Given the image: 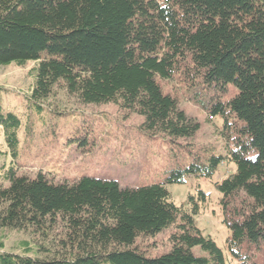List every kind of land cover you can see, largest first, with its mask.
I'll list each match as a JSON object with an SVG mask.
<instances>
[{
  "label": "trees",
  "instance_id": "obj_1",
  "mask_svg": "<svg viewBox=\"0 0 264 264\" xmlns=\"http://www.w3.org/2000/svg\"><path fill=\"white\" fill-rule=\"evenodd\" d=\"M29 62L32 101L63 90L80 104L114 103L142 116L144 131L173 140L200 126L161 81L200 80L217 94L206 108L223 117L226 153L138 188L86 175L56 182L42 170L31 177L3 166L0 227L29 231L34 246L8 252L0 239V264H227L195 221L207 194L178 206L166 187L190 175L211 179L224 161L236 165L215 183L231 232L226 247L240 264H255L242 246L264 243V0H0V65ZM230 85L238 91L222 101ZM0 127L17 161L21 120L1 104ZM171 225L169 252L149 256L136 243Z\"/></svg>",
  "mask_w": 264,
  "mask_h": 264
},
{
  "label": "rangeland",
  "instance_id": "obj_2",
  "mask_svg": "<svg viewBox=\"0 0 264 264\" xmlns=\"http://www.w3.org/2000/svg\"><path fill=\"white\" fill-rule=\"evenodd\" d=\"M33 66V62L22 67L15 63L0 65V104L5 112H12L21 120L17 161H13L0 127V170L3 166L18 165L20 175L35 177L42 170L56 182H71L86 175L117 181L122 188H138L164 182L173 168L197 157L206 160L211 155L226 153L227 142L221 133L223 117L213 118L206 108L217 94L200 80L191 83L178 74L172 80L161 81L164 91L177 98L186 115L200 126L194 137L173 140L144 131L142 116L120 110L114 103L80 104L63 90L44 102L32 101ZM237 91L230 85L221 100H228ZM235 171V164L224 161L211 179L190 175L183 184L166 185L178 206H186L189 196L197 197L199 190L207 194V201L200 203L201 210L195 221L222 248L227 264L241 261L232 259L226 247L231 232L224 223L223 195L215 183ZM3 177L0 173V181ZM173 229L171 225L155 236L138 237L136 243L149 256L162 255L171 249ZM0 239L8 252L22 253L26 242L34 246L29 231L0 227ZM242 247L243 254L250 255L255 264H264L262 241H247Z\"/></svg>",
  "mask_w": 264,
  "mask_h": 264
}]
</instances>
